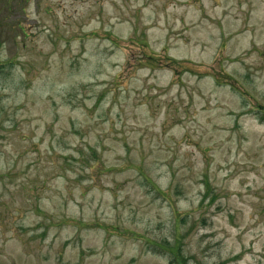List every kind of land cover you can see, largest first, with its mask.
<instances>
[{
	"label": "rangeland",
	"instance_id": "374dc122",
	"mask_svg": "<svg viewBox=\"0 0 264 264\" xmlns=\"http://www.w3.org/2000/svg\"><path fill=\"white\" fill-rule=\"evenodd\" d=\"M172 246L264 264V0H0V264Z\"/></svg>",
	"mask_w": 264,
	"mask_h": 264
},
{
	"label": "trees",
	"instance_id": "16d2710c",
	"mask_svg": "<svg viewBox=\"0 0 264 264\" xmlns=\"http://www.w3.org/2000/svg\"><path fill=\"white\" fill-rule=\"evenodd\" d=\"M146 58H148V59H152L153 60V56L152 55H147L146 56ZM168 62L169 63H177L176 61H174V59H171V58H169L168 59ZM152 63V62H151ZM161 246V245H160ZM164 245H162L161 247H163ZM166 248V247H165ZM171 253H172V255H173V261L174 262H177V264H179L180 263V261H178V257H179V253H180V248H178V247H175V246H172L171 247V251H170ZM183 262V261H182ZM183 264H184V262H183Z\"/></svg>",
	"mask_w": 264,
	"mask_h": 264
}]
</instances>
